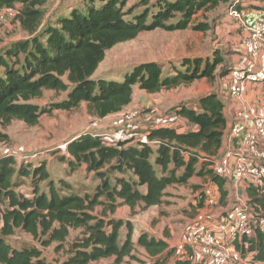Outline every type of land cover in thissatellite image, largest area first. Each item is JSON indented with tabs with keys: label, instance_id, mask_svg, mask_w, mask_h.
<instances>
[{
	"label": "trees",
	"instance_id": "obj_1",
	"mask_svg": "<svg viewBox=\"0 0 264 264\" xmlns=\"http://www.w3.org/2000/svg\"><path fill=\"white\" fill-rule=\"evenodd\" d=\"M51 1L0 0V12L20 5L16 21L27 34L0 56V142L8 139L3 129L14 121L35 127L43 114L73 111L82 104L92 117L103 120L132 104L134 87L154 95L202 79L216 80V71L224 63L218 53L212 62L186 59L183 69L168 74L163 65L152 62L136 66L122 81L95 76L117 45L156 30L207 32L210 25L194 24V16L236 0H160L152 8V0H140L132 7H128L130 0H82L81 6L46 25L45 7ZM138 7L144 10L135 14ZM48 91L66 93L67 98L49 108L33 103ZM174 116L186 127L181 124L182 131L165 125L149 127L145 134L150 145L134 143L135 139L107 144L103 134L91 133L68 142L67 155L60 160L72 170L85 167L97 176L100 185L93 195H82L63 180L55 183L44 163L18 165L14 156L0 157V264H45L40 248L11 245L9 238L18 231L49 247L63 244L70 230L79 229L83 238L73 244L63 264H93L110 258L122 264L127 258L136 259L137 248L150 264H191L175 257L177 249L163 239L143 233L135 241L133 225L111 217L121 207L141 206L144 211L161 207L169 188L188 186L195 177L210 179L218 188L219 203L228 202L227 181L211 169L228 126L224 100L210 93L193 107L179 106ZM114 174L119 176L112 179ZM20 178L48 182L47 190L35 186L31 197L20 194L16 190ZM247 195L256 218L264 215V193L249 188ZM259 220L252 226L253 235L243 236L235 250L264 264V228Z\"/></svg>",
	"mask_w": 264,
	"mask_h": 264
},
{
	"label": "rangeland",
	"instance_id": "obj_2",
	"mask_svg": "<svg viewBox=\"0 0 264 264\" xmlns=\"http://www.w3.org/2000/svg\"><path fill=\"white\" fill-rule=\"evenodd\" d=\"M159 1L152 0L150 7L152 8ZM243 1L248 4L260 0ZM81 2L82 0H52L45 7L46 25L50 22L55 23L60 15L69 14L70 9L81 6ZM139 2L140 0H130L128 7H132ZM18 7L20 8V5ZM229 7L230 5H222L215 10L200 11L194 16V24L207 23L210 25V30L207 32L186 30L167 33L156 30L143 33L131 42L117 45L107 53L105 61L101 64L95 76L96 79L102 77L108 80L122 81L124 76L132 72L136 66L152 62L163 65L166 74H168L176 69H183L181 64L186 59H202L203 61L209 60L212 62L218 53V57L223 58L224 63L216 71L218 77L216 80H198L190 85L163 91L157 96H148L147 94L137 96L134 106L130 110L125 111L120 117H114L106 121L92 117L88 113L86 104H82L73 111L55 110L50 114H43L40 117L39 124L35 127H30L20 121H14L3 129L8 139L0 142V157L5 155L14 156L18 161V165H22L24 162L31 166L44 163L50 174V179L54 180L55 183L63 180L80 194L93 195L100 185L97 176L94 173L87 172L85 167L72 170L67 164L61 162V157L67 155V143L85 133L101 134L103 132L107 134L114 130H124L127 124L125 116L135 111L140 112V115L129 124V134L134 138H138L146 131L143 127L147 126L146 129H148V125L156 126L158 121H165L167 117H173L179 106L188 105L193 107L198 104L199 99L210 93L221 94L225 97L223 87L225 79L219 78V75L232 70L242 56L237 51L240 46V33L238 31H228L227 36L223 35L222 30H224V27L222 26L225 24L224 20L227 18ZM246 7L248 9L250 6ZM246 7H241V9L245 10ZM143 10V7H138L135 14H139ZM26 38L27 34L22 31L16 19L0 22V56H4V53L14 43ZM0 73H2V69H0ZM66 98V93L48 91L41 99L35 100L33 103L40 108H49L52 104L62 102ZM223 100L225 104H228V98ZM96 122L100 127L94 130L93 125ZM184 125L186 127V124ZM116 176L119 175H112V179ZM210 183L214 184L210 179L196 177L188 186L169 188L167 190L168 196L161 207L146 211L142 210L141 206L135 210L124 208L118 212L116 217L125 222H130L135 228L136 234L147 232L156 237L161 235L168 237L169 245L177 249L175 257L182 258L190 249L183 241L187 229L192 224L199 221L211 222L222 216H227L233 212L234 208L240 206L241 202L244 203L243 199L239 202L233 195H230L226 204L207 205L204 191L211 186ZM35 186L40 191H46L48 182H38V180L32 178H20L16 190L20 194L31 197ZM201 202H203L202 207L199 206ZM100 211L101 208H98L97 214ZM252 217L255 221L260 219L258 223L260 227L264 228V215H257L256 218L253 210ZM251 234L253 235V232ZM82 238V230H70V235L63 244L54 243L49 247H42L40 242L34 240L30 235L18 231L14 237L9 238V241L17 249L40 248L43 251L45 264H63L70 256L73 244ZM134 255L136 259L127 258L122 264L151 263L145 252L140 248L135 250ZM239 255L244 259L241 253ZM197 262L195 264H199L201 261ZM244 263L241 260H234L232 264ZM93 264L116 263L114 258H110Z\"/></svg>",
	"mask_w": 264,
	"mask_h": 264
},
{
	"label": "built area",
	"instance_id": "obj_3",
	"mask_svg": "<svg viewBox=\"0 0 264 264\" xmlns=\"http://www.w3.org/2000/svg\"><path fill=\"white\" fill-rule=\"evenodd\" d=\"M243 4V0H236L227 13L230 28L240 33L237 51L242 56L224 82L225 98L240 104L235 111L231 131V137L238 139L239 144L235 148H226L214 158L211 169L227 183L236 180L247 189L253 188L264 193V113L245 100L250 85L264 87V15L254 25H248L241 9ZM18 14V6L6 8L0 12V22L14 20ZM139 115L140 112L137 111L128 113L125 116L127 124L124 130L103 134L105 142L114 144L135 139L133 142L150 145L145 132L138 138L129 134V124ZM163 125L183 130L175 116L167 117ZM99 127L97 122L94 123V130ZM204 195L209 206H215L220 201L218 189L212 186L205 189ZM237 201L241 202V199ZM252 211V205L246 200L227 216L211 222L199 221L192 224L187 229L184 240L191 253H185L181 259H186L191 264L198 263L197 261H201L199 264H232L234 260L258 264L251 255L242 259L235 250V243L241 242L243 236H252V226L256 223Z\"/></svg>",
	"mask_w": 264,
	"mask_h": 264
},
{
	"label": "crops",
	"instance_id": "obj_4",
	"mask_svg": "<svg viewBox=\"0 0 264 264\" xmlns=\"http://www.w3.org/2000/svg\"><path fill=\"white\" fill-rule=\"evenodd\" d=\"M57 4H59V2H57ZM263 5H264V3L261 0L257 1V2H255V1L254 2H249L248 4L244 3L242 5V7H246V6L249 7L250 6L248 9H247V7H246L245 10L242 9V11L244 13L245 21H246V23L248 25H250V26L254 25L255 23H257L259 20H261L263 18V15H264ZM72 9H70V11ZM224 22H225V24L222 26V27H224V30H222V31H223V35L227 36L228 35L227 32L228 31L229 32L233 31V29L230 28V23H229V19L228 18H226L224 20ZM233 32H235V31H233ZM223 87H224V83H223ZM161 93H163V92H161ZM161 93L154 94V95H151V96H157V95H160ZM144 94H147V93L145 91L140 90L138 87H134V98H133L132 104L129 107H127L122 113L116 114V115H111V116H109V117H107V118H105V119H103L101 121H106V120H109V119L114 118V117H120V115H122L125 111L130 110L134 106V103L136 101V97L137 96H142ZM147 95L150 96V94H147ZM219 95H220V97L222 99H226L221 94H219ZM245 100H246V102L248 104H251V105H254V106L258 107V109L260 110L261 113H264V87L250 85L249 89H248V92L246 94ZM239 107H240V104L238 102H234L232 100H229L228 104H225V115H226L227 120H228V126H227V130H226L225 137H224L223 148L220 151V154L223 153V151L226 148H228V147L235 148L239 144V140L238 139H234V138L231 137V131H232V128H233V125H234L235 111ZM164 122L165 121H158V124H156V125H163ZM178 122L180 124H182V125L185 124V122L182 119L180 120L179 118H178ZM146 127H143V128L146 129ZM148 127H152V126L148 125ZM101 134H104V133L101 132ZM195 178H193V179H195ZM191 181H190V184H191ZM210 185L214 189H218L215 184H211L210 183ZM226 187H227V190L229 191V196L233 195L236 200L237 199H243L244 201L249 200L248 195H247V188L244 186L243 183H238L236 180H232V181L227 183ZM228 200H229V197H228ZM124 208H128V207L119 208L116 211V213L114 215H112V217L115 218V219H118V217H116V215L118 214V212L121 209H124ZM153 208H157V207H153ZM150 209H152V208H150ZM118 220H120V219H118ZM143 233H147V232H142L140 234H136L135 228H134V240L136 241L137 238ZM147 234H149L152 237H156L155 235H151V233H147ZM156 238L163 239V240H165V241H167L169 243V241H168L169 238L168 237L166 238L165 236L161 235L159 237L157 236ZM170 247L174 248L172 246H170ZM170 264H173V262L170 263ZM258 264H261V263H258Z\"/></svg>",
	"mask_w": 264,
	"mask_h": 264
}]
</instances>
